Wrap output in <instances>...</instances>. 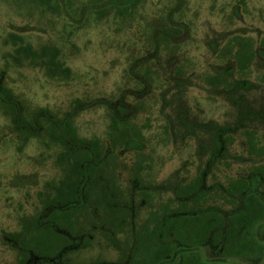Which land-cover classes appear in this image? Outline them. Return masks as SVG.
I'll list each match as a JSON object with an SVG mask.
<instances>
[{
    "label": "flooded vegetation",
    "instance_id": "af4514ba",
    "mask_svg": "<svg viewBox=\"0 0 264 264\" xmlns=\"http://www.w3.org/2000/svg\"><path fill=\"white\" fill-rule=\"evenodd\" d=\"M169 13L162 21L182 26L175 37L185 39L188 21ZM238 29L226 31V39L250 37L255 59L242 66L232 94L195 77L230 64L212 49L210 67L198 70L185 51L166 54L163 43L145 48L140 55L156 56L162 77L172 56L190 79L167 91L163 80L151 89L145 82L142 95L129 88L132 105L124 95L104 100L105 127L88 135L96 143L77 127L83 138L76 165H58L51 152L53 176L40 180L35 159L30 173L17 172L13 181L28 185L32 204L19 210L16 233L7 238L13 252L7 264H264V37ZM192 87L206 92L204 111L189 95ZM12 102L18 113L10 132L21 149L29 140L36 145L37 133L51 129L38 127L36 105ZM111 116L137 127L109 128ZM21 216L29 233H22Z\"/></svg>",
    "mask_w": 264,
    "mask_h": 264
},
{
    "label": "rangeland",
    "instance_id": "374dc122",
    "mask_svg": "<svg viewBox=\"0 0 264 264\" xmlns=\"http://www.w3.org/2000/svg\"><path fill=\"white\" fill-rule=\"evenodd\" d=\"M115 1L0 0L1 84L11 87L31 107L49 106L59 116L71 108L75 97L83 99L80 105L83 107L78 109L74 122L79 133L88 136L105 127L108 105L104 100L121 95L125 86L127 89L135 86L126 81L125 75L127 68L135 71L137 67L131 63L133 57L145 48L163 47L160 42L155 45L150 38L159 31L163 33L164 28H152V25L162 23L172 7L175 9L171 18L189 23L188 33L182 35L185 39L173 36L174 49L185 51L198 70L210 67L208 49H212V44L220 48L227 37L226 31H240L238 28L242 27L245 32L264 37V0H119L122 4L135 2L132 12H125V17L116 15ZM235 9L241 18L234 13ZM13 32L21 34L34 47L45 42L55 43L61 58L73 70V77L69 80L48 78L27 62L16 63L9 55L14 47L10 39ZM205 94L196 87L189 94L196 95L202 111L210 106ZM135 98L130 92L124 96L129 105ZM152 127H158L157 120ZM11 129L10 116L0 111V264L12 259L7 238L17 228L19 210L26 211L32 204L25 193L30 190L28 185H18L13 178L17 172L30 173L33 159L40 180L54 174L53 156L41 159L40 142L34 145L29 140L21 149Z\"/></svg>",
    "mask_w": 264,
    "mask_h": 264
},
{
    "label": "trees",
    "instance_id": "16d2710c",
    "mask_svg": "<svg viewBox=\"0 0 264 264\" xmlns=\"http://www.w3.org/2000/svg\"><path fill=\"white\" fill-rule=\"evenodd\" d=\"M136 1L137 0H135V2ZM135 2H132L131 4H122L119 0H116L113 3L116 8V15L125 17V12H132ZM172 9L169 11L170 13L168 16H171L170 14ZM163 21L160 24L153 23L152 25V28L154 26L163 27V33H160L159 31L157 36L150 39H153V43H155V45L159 42L163 43L166 54L173 55L176 53V50L174 49L175 40L173 39V36L177 35L178 32L183 31V28L171 20L168 21L167 19H164ZM10 39L14 44V47L13 51H11L9 55L16 63L23 64L24 62H27L28 64L39 68L48 78L69 80L73 77V70L61 58L60 48L55 43L45 42L38 47H34L31 43L25 42L21 34L15 32L10 33ZM222 42V46L218 49L216 44H212V50L215 52L216 57L219 58L220 61H227L230 64L220 70L217 69L216 65H213L211 70L207 69L195 73V77L204 81H215L216 84H222L223 87H235L236 82L240 80V75L238 76V73L242 66L249 67V64H252L255 59L252 40L250 37L242 38L239 34H234ZM167 57L168 56H166L165 60H167ZM155 59L156 56H143L138 54L133 57L131 62L132 65L137 66L135 71L129 70L128 68L125 70V75L127 77L126 81H130L135 85L134 87H131L135 90L134 95H142L143 93H146V91H144L145 87L143 86L145 82L149 83V89H151L153 85L157 86L159 84L157 81L163 80L164 85L166 86L165 90L167 91L169 89H178L179 84L182 85L180 83L182 82V79H190V77L186 74V70H183L182 68L180 69L178 64L174 62V58L172 56L169 58V63H172L173 65H171V68L165 66L162 77L160 69L156 66V62L154 64ZM249 72H251V70H246V75L250 76L251 74H249ZM247 78L248 77H246V79ZM167 86L169 87L167 88ZM127 88L128 87L125 86L120 94L125 96L129 92L127 91ZM246 88H248V86H246ZM125 90L126 92L124 93ZM3 91L5 100H0V111L10 116V119L12 120V127H16L18 110L12 101L19 99L21 105L25 106V100L21 99L20 96L7 85L3 86ZM231 91L232 89L230 88L229 94H232ZM166 94L168 95V92ZM169 94L173 95L175 93L170 92ZM71 102V108L60 113L62 116H59V112H56L49 106L36 105L34 111L37 113L38 127L51 129V132L47 135H44V133L42 135L40 132L37 133L38 141L44 145L41 147L43 155V158H41L42 160L48 158V156L52 153L55 156V160L58 162V165L65 161H73L76 165L80 159L75 145L79 144L80 138L83 137H79L76 131L77 125L74 120L75 116L79 112L78 109L81 108L79 106L82 104V99L75 97ZM23 115L25 117L24 112L22 117ZM107 127L133 128L137 127V125L135 123H131L130 120L124 121L111 116ZM64 129L66 130L63 131ZM94 138V140H91L88 136H85L83 139L88 140L90 143H96V137ZM52 145L54 150L53 148H50ZM26 217L27 216H21V224H23L22 233H29V227H25L26 222L23 221ZM15 233L16 231H12L11 235L13 236Z\"/></svg>",
    "mask_w": 264,
    "mask_h": 264
}]
</instances>
